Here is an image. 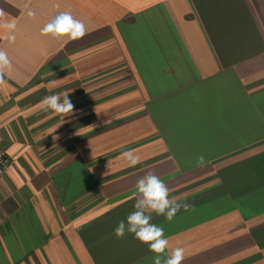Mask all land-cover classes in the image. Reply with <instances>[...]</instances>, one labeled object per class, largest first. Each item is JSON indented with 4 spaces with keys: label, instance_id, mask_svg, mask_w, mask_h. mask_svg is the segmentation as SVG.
<instances>
[{
    "label": "crops",
    "instance_id": "1",
    "mask_svg": "<svg viewBox=\"0 0 264 264\" xmlns=\"http://www.w3.org/2000/svg\"><path fill=\"white\" fill-rule=\"evenodd\" d=\"M0 11L15 24L0 27L12 64L0 264H153L132 234H114L149 171L194 206L171 222L153 214L182 264H264V0H0ZM63 12L83 38L42 33ZM65 91L71 115L41 109Z\"/></svg>",
    "mask_w": 264,
    "mask_h": 264
},
{
    "label": "clouds",
    "instance_id": "2",
    "mask_svg": "<svg viewBox=\"0 0 264 264\" xmlns=\"http://www.w3.org/2000/svg\"><path fill=\"white\" fill-rule=\"evenodd\" d=\"M2 15L3 13L0 11V16ZM0 27L13 29L15 24H0ZM42 33L54 38L78 40L83 38L87 31L82 21L74 18L71 13L63 12L46 24ZM11 68L12 64L8 54L0 50V82L3 81L4 75L11 71ZM40 107L45 111L65 116L71 115L74 109L67 91L43 97ZM119 118L116 116L112 119ZM106 123H111V120ZM122 157L128 162L129 167H135L142 162L141 157L131 149L124 151ZM206 162V157L200 154L194 158L193 166L204 167ZM135 196L137 198L133 205L134 210L124 220L118 222L114 229L115 236L124 238L126 234H132L137 241L146 245L148 250L154 254L153 264H182L185 259V249L176 247L169 251V240L165 235V229L162 225L152 222L153 214L163 216L165 221L171 222L181 209L184 211L194 210V206L186 202V197L171 196L165 181L151 171L136 181Z\"/></svg>",
    "mask_w": 264,
    "mask_h": 264
},
{
    "label": "built area",
    "instance_id": "3",
    "mask_svg": "<svg viewBox=\"0 0 264 264\" xmlns=\"http://www.w3.org/2000/svg\"><path fill=\"white\" fill-rule=\"evenodd\" d=\"M10 165V159L4 152L2 148H0V178L6 173Z\"/></svg>",
    "mask_w": 264,
    "mask_h": 264
}]
</instances>
